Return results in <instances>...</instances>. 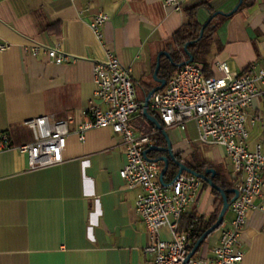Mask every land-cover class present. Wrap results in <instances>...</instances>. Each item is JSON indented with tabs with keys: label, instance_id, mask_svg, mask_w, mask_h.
Listing matches in <instances>:
<instances>
[{
	"label": "crops",
	"instance_id": "0c3cea01",
	"mask_svg": "<svg viewBox=\"0 0 264 264\" xmlns=\"http://www.w3.org/2000/svg\"><path fill=\"white\" fill-rule=\"evenodd\" d=\"M165 1L0 0V47H5L0 49V134H6L12 146H23L32 142L25 121L43 116L72 119L58 166L29 171L26 155L14 150L0 153V264H149L145 226L134 210L140 189L127 188L119 177L125 164L120 137L108 129H93L81 142L73 132L89 120L92 67L104 60L106 51L130 69L134 87L142 94L136 99L143 102L157 86L152 79L156 57L188 24L187 10L197 7L196 21L203 25L211 13H229L238 3L192 0L175 11L165 7ZM99 13L106 16L100 41L90 30ZM215 22L209 77L219 76L214 62L240 76L264 55V0H253L252 6ZM37 44L60 47L75 61L49 65L42 53L34 57L23 52V47ZM246 116L252 149L264 143V101L253 100ZM192 124L186 123L183 131L163 129L173 156L191 169L207 162L233 183L224 149L198 144ZM131 126L137 135H151L146 149L165 147L164 138L142 111L131 118ZM162 155L151 152L148 157ZM158 168L161 171L162 166ZM175 171L169 167L165 184ZM217 206L212 189L203 183L198 198L182 215L178 232L186 236L193 218L207 221ZM231 219L228 209L221 227ZM263 227L264 215L249 212L238 245L243 264H264ZM160 237L170 240L165 227ZM219 237L220 228L187 264L210 259Z\"/></svg>",
	"mask_w": 264,
	"mask_h": 264
},
{
	"label": "built area",
	"instance_id": "2783aa9c",
	"mask_svg": "<svg viewBox=\"0 0 264 264\" xmlns=\"http://www.w3.org/2000/svg\"><path fill=\"white\" fill-rule=\"evenodd\" d=\"M191 1L166 0L164 5L180 11ZM105 21L106 16L99 13L90 22V30L98 41L102 39ZM23 52L34 57L42 53L49 65L75 61L60 47L37 44L23 47ZM212 66L219 76L205 77L202 68L193 62L179 68L164 89L150 97L147 111L163 129L183 131L186 123L193 122L198 144L224 149L238 196L229 206L232 219L220 227L212 257L202 264H243L244 255L238 245L247 215L249 212L264 215V143L251 149L250 132L246 128V111L252 101H264V55L240 76H233L224 63L214 62ZM92 85L89 120L73 133L81 142L85 133L93 129H108L120 137L125 164L119 177L127 188L140 189L134 210L147 234L144 254L149 257V264H183L191 246L186 236L178 232V223L187 206L198 198L203 182L189 174H181L169 184L159 182L158 165L143 155L151 135H137L131 126V118L142 111L143 102L136 99L130 69L122 66L111 51H106L103 61L93 64ZM71 123L70 117L27 120L24 126L31 131L32 142L14 147L6 134H0V153L14 150L26 155L29 171L58 166L63 163ZM164 227L170 235L169 241L160 237Z\"/></svg>",
	"mask_w": 264,
	"mask_h": 264
},
{
	"label": "trees",
	"instance_id": "16d2710c",
	"mask_svg": "<svg viewBox=\"0 0 264 264\" xmlns=\"http://www.w3.org/2000/svg\"><path fill=\"white\" fill-rule=\"evenodd\" d=\"M241 2L242 3L239 9L246 7L248 8L253 4V0H241ZM196 10L197 7L187 10L189 17L188 24L180 28L174 34L171 43L165 48V52L169 54L170 60L164 57H161L160 59V68L158 75H160L162 79H165L166 82H168L169 79L178 71L179 68H177L176 65L187 60L186 52L184 51L183 48L184 45L189 42H193L192 44L187 46V52L193 57V63L199 65L202 68L205 77H209L208 71L210 68V60L212 54L211 37L213 30L216 27L215 20L220 19V21H223L228 19L229 17H223V16L214 17L207 25V27L204 29L203 35L200 38V40H197L202 25H199L196 21ZM212 14L213 13H211V15ZM206 168H213L216 171V175L213 178V183L217 187L221 188L223 191L232 189L233 187L232 181L223 174L222 170L214 167L213 165L208 164L207 162H203L197 165L196 167H193L192 169L197 173H203L204 169ZM212 193L215 195L217 199V203H218L217 209L214 215L207 221H204L202 217H197V218L195 217L192 219L190 230L186 234V239L190 243L191 248L193 247L195 242L199 239V237L215 223L218 213L221 209L222 202L220 195L213 189H212ZM227 197L228 199H231L233 196L227 195Z\"/></svg>",
	"mask_w": 264,
	"mask_h": 264
},
{
	"label": "water",
	"instance_id": "95a60500",
	"mask_svg": "<svg viewBox=\"0 0 264 264\" xmlns=\"http://www.w3.org/2000/svg\"><path fill=\"white\" fill-rule=\"evenodd\" d=\"M241 3H242L241 0H238L237 5L229 13L225 14V13H222V12H214L207 19V21L202 25L200 33H199V37H198L197 40H200V38L203 35L204 29L207 27V25L210 23V21L214 17H216V16H223V17H231V16H233L238 11V9L240 8ZM192 43L193 42H189V43L184 45L183 49L186 52L187 60L183 61L182 63H180L178 65H176L177 68H181V67L193 62V57L187 52V46L192 44ZM161 57H164V58H167L168 60H170V56H169V54L167 52L158 53V55L156 57L155 68H154V71H153V74H152V79L157 84V86L155 88L151 89L146 94V96L144 98V101H143V106H142V115L148 122H150L154 126V128L164 138L165 147L149 146L144 151L143 155L149 162L162 166V169H161V171L159 173V177H158L159 178V182L161 184H163V185L165 184L164 181H163V177L166 174V172L168 171L169 167L173 166L176 169L173 179H176L177 177H179L183 173L192 175L194 177H197L203 183L208 185L211 189L216 191L220 195L221 202H222L221 209H220V211L218 213V216L216 218L215 223L199 237V239L195 242V244L191 248L190 252L188 253V255H187V257H186V259H185V261L183 263V264H187L191 260V258L194 256V254L196 253L197 249L200 247L202 242L210 234H212L213 232L217 231L221 227V225L223 223L224 216H225L226 212L228 211L230 204L238 196V191L235 188L229 189L227 191H223L221 188L217 187L213 183V178L216 175V171L213 168H206V169H204L203 173H197L193 169L188 168L184 164L180 163L172 154L171 145H170L169 139H168L165 131L163 130L162 126L157 121V119L155 117H153L152 115H150L149 112L147 111L148 101H149L150 97L154 93L162 91L164 89L165 85H166V80L160 78V76L158 75L159 68H160V59H161ZM151 152L160 153V154H164V155H162L160 157H157L155 159H150L148 157V155ZM227 195H232L233 197L231 199H228Z\"/></svg>",
	"mask_w": 264,
	"mask_h": 264
},
{
	"label": "rangeland",
	"instance_id": "374dc122",
	"mask_svg": "<svg viewBox=\"0 0 264 264\" xmlns=\"http://www.w3.org/2000/svg\"><path fill=\"white\" fill-rule=\"evenodd\" d=\"M135 92H136V95H137L138 99H141L142 98V94H141V91H140V89L138 87H136ZM192 125H194V123Z\"/></svg>",
	"mask_w": 264,
	"mask_h": 264
}]
</instances>
